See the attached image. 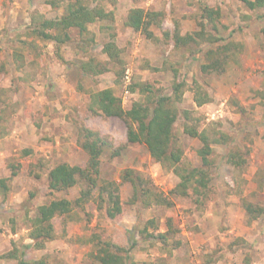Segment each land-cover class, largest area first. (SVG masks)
Instances as JSON below:
<instances>
[{"label":"rangeland","instance_id":"rangeland-1","mask_svg":"<svg viewBox=\"0 0 264 264\" xmlns=\"http://www.w3.org/2000/svg\"><path fill=\"white\" fill-rule=\"evenodd\" d=\"M48 2L0 0V177L12 175L11 164L18 167L8 193H0V264H17L15 259L2 257L15 248L24 250L30 260L100 264L89 256L94 245L87 240L93 234L126 246L136 242L131 251L134 264H264V214L250 220L242 205L247 199L264 206V9L252 10L242 0L101 1L115 12V41L133 81L150 83L167 94L172 92L175 79L189 86L198 81L212 101L197 106L193 91L188 89L179 107L193 110L202 118L203 127H209L212 134L221 130L229 139L213 144L211 193L204 204L179 196L173 197L171 207L146 208L140 202L129 203L132 189L123 183L121 220L109 218L95 202L79 209L76 218L68 221L66 234L62 218H56L55 239L44 249L33 248L29 217L35 215L37 207L54 197L79 195V187L50 194L48 172L61 162L86 164L88 154L78 143L82 125L108 136L115 149L123 147L117 156L112 155L113 149L106 150L103 177L120 180L124 169L134 168L166 192L179 181L172 170L164 169L150 156L145 145L128 142L123 119L89 111L90 95L107 87L122 97L125 108L143 94L139 89L131 91L130 83L115 73L118 68L103 52L110 35L102 32L98 23L89 25L95 41L85 49L79 44L77 29L71 31L72 41L59 47L54 41L38 38L32 32V13L55 18L64 11ZM205 5L220 8L222 16L215 23L219 34L229 38L225 42H237L242 48L232 53L222 74L201 70L205 52L214 45L176 49L163 34L176 26L183 34L200 30ZM133 7L164 11L162 28L152 26L153 36L148 37L126 26V16ZM205 25L210 29L214 23ZM90 56L106 62L110 70L97 76L83 72L80 64ZM184 122L180 115L175 132L184 146L185 161L199 166L201 141L184 133ZM236 150L247 159L241 167L228 161L229 153ZM151 218L161 232L168 230L167 222L172 219L180 247L144 237L140 230Z\"/></svg>","mask_w":264,"mask_h":264},{"label":"trees","instance_id":"trees-1","mask_svg":"<svg viewBox=\"0 0 264 264\" xmlns=\"http://www.w3.org/2000/svg\"><path fill=\"white\" fill-rule=\"evenodd\" d=\"M102 0H49L53 7H63V14L55 18H46L38 11L31 15L32 32L42 40L54 41L59 47L63 43L72 41L71 31L77 29L80 35V46L85 49L95 41L89 25L98 23L102 32L109 33L110 40L105 42L103 52L109 62L114 63L118 70L115 72L120 78L126 74V62L121 55V48L115 41L116 15L113 10H107ZM116 0H113L115 3ZM248 8L264 9V0H242ZM222 16L220 8L208 5L202 8V28L183 34L178 26L173 31L164 30L166 41L173 42L176 49L192 48L195 45L208 43L214 45L205 52L201 70L205 74L213 72L222 74L230 63L231 55L241 50V45L234 41H227L228 37L221 36L215 25ZM261 17V16H258ZM165 18L164 11L145 10L133 7L129 10L125 25L135 31H140L148 37L153 36L152 26L162 28ZM205 23H214L206 29ZM216 44V47H215ZM241 48V49H240ZM80 69L89 75H101L110 70L106 62L98 61L90 56L82 60ZM175 76L178 69L174 68ZM131 75L129 89L143 94L140 100L125 108L123 99L115 89L107 87L90 95L89 111L94 115L105 118L119 117L127 125V139L129 143H140L146 146L150 156L166 170H172L179 178L178 183L168 192L158 188L153 181L134 168L122 171L120 180L102 176V156L106 150L113 149L112 155L117 156L123 147L114 148L108 136L91 127L82 125L79 130V145L88 154L85 165L61 162L54 165L48 172L49 193L68 192L79 187V195L75 198L66 196L54 197L36 209L33 217H29V237L34 241L35 249H44L48 241L56 237L54 220L62 218L63 232L67 233L68 221L76 218L79 209L97 203V208L104 209L106 215L115 220H121L124 214L122 200V184L129 183L132 193L129 203L140 202L144 207L174 205L173 197H191L198 205L204 204L210 197L214 143L227 142L229 136L221 130H214L202 126V118L196 116L193 110L181 109L179 103L183 101L185 92L190 89L194 93L197 106L212 101L204 87L195 81L192 86L184 80H174L172 92L165 93L150 83H135ZM180 115L184 118V133L198 138L201 146L197 154L201 158V165L196 166L185 161V149L180 137L175 132V124ZM28 154L29 151L25 150ZM229 163L241 167L247 159L240 151L230 152ZM12 175L0 177V193L6 194L10 190V181L17 175V166L11 164ZM242 205L250 220H255L264 214V206L254 204L247 199ZM168 230L161 232L155 218L146 221L140 233L146 238H154L165 246L178 248L181 241L175 237V227L172 219L167 222ZM150 228L157 230L153 233ZM87 242H93V249L89 256L100 264H134L131 254L136 242L130 246L104 240L99 234H93ZM2 257L15 259L17 264H52L46 258L37 260L27 259L25 251L15 248Z\"/></svg>","mask_w":264,"mask_h":264},{"label":"built area","instance_id":"built-area-1","mask_svg":"<svg viewBox=\"0 0 264 264\" xmlns=\"http://www.w3.org/2000/svg\"><path fill=\"white\" fill-rule=\"evenodd\" d=\"M131 71H130V68H128L127 70H126V74H125V81L127 82V83H129L130 82V80H131Z\"/></svg>","mask_w":264,"mask_h":264}]
</instances>
